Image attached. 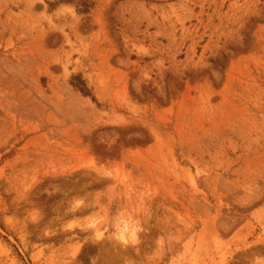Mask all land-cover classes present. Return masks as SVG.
I'll list each match as a JSON object with an SVG mask.
<instances>
[{
	"label": "rangeland",
	"instance_id": "rangeland-1",
	"mask_svg": "<svg viewBox=\"0 0 264 264\" xmlns=\"http://www.w3.org/2000/svg\"><path fill=\"white\" fill-rule=\"evenodd\" d=\"M0 264H264V0H0Z\"/></svg>",
	"mask_w": 264,
	"mask_h": 264
},
{
	"label": "trees",
	"instance_id": "trees-1",
	"mask_svg": "<svg viewBox=\"0 0 264 264\" xmlns=\"http://www.w3.org/2000/svg\"><path fill=\"white\" fill-rule=\"evenodd\" d=\"M72 84L78 89L80 90L83 94L85 95H90L89 94V90L85 84V81L82 80V78L80 77V75H75L72 77Z\"/></svg>",
	"mask_w": 264,
	"mask_h": 264
}]
</instances>
